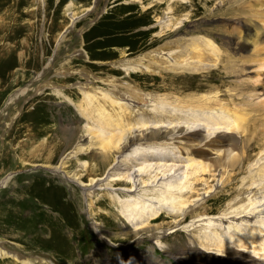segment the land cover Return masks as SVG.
Masks as SVG:
<instances>
[{"label":"rangeland","instance_id":"374dc122","mask_svg":"<svg viewBox=\"0 0 264 264\" xmlns=\"http://www.w3.org/2000/svg\"><path fill=\"white\" fill-rule=\"evenodd\" d=\"M136 1L0 0V246L18 254L14 258L0 253V264H42L40 260L44 264H92L91 254H96L101 264H114L115 260L126 264V255L142 257L149 264H177L153 238L129 241L130 236L124 235L129 233L128 225L107 191L94 193L95 206L88 210L82 189L48 168H40L55 166L64 157L62 167L67 175L88 183L104 173L95 154L98 146L91 150L83 139L89 132L100 135L99 140L103 141L102 132L110 127L102 128L101 115L113 118L112 125L118 121L128 126L145 125L153 119L144 111L130 115L124 108V117H120V110L97 90L86 100L76 85L80 82L89 88L94 80L87 76L90 73L95 76L96 88L116 96L119 92L132 96L138 105L145 95L194 97L202 92L197 90L199 84L203 90L216 87L225 94L234 90L250 105L256 104L254 111L245 112L244 134L254 128L253 142L264 141V115L258 113H264V30L249 50H238L244 43L243 23L263 25L264 5L254 0L243 4L232 0ZM89 7L91 11L85 13ZM167 8L172 11L168 13L172 28L166 29L157 21ZM71 17L78 19L72 23ZM182 20L186 21L175 31ZM181 35L211 39L219 56L201 55L205 51L201 47L189 56L215 67L197 73L164 75L162 79L145 71L125 74L124 66H154L150 60L139 62L137 58L155 51L160 45L157 38L162 37L164 42ZM67 61V68L81 71L82 75H56ZM113 81L125 82L129 87H115ZM162 82L172 86L167 89ZM50 83L51 87L44 86ZM160 119L169 122L172 117ZM79 145L82 151L78 150ZM256 153L249 149L247 158ZM244 164L225 178L236 185L244 175ZM204 178L203 182L191 184L184 197H197L213 186L195 213L217 214L227 207L232 183L229 180L221 188L215 186L213 177ZM114 187L128 188L129 184L121 181ZM110 199L112 203H108ZM181 210L177 208L172 216L161 214L150 224L164 231L161 241L175 250L188 249L195 234L177 230L167 235L177 229L178 220L187 224L196 215L187 214L182 221L183 215L178 218ZM97 224L111 241L99 236ZM25 258L29 262H23Z\"/></svg>","mask_w":264,"mask_h":264},{"label":"bare ground","instance_id":"6f19581e","mask_svg":"<svg viewBox=\"0 0 264 264\" xmlns=\"http://www.w3.org/2000/svg\"><path fill=\"white\" fill-rule=\"evenodd\" d=\"M245 1L232 0L236 4H243ZM255 1L259 2L260 6L264 5L260 0ZM91 9V7L87 8L85 13L90 12ZM166 12L157 23L163 24L166 29L170 26L172 28L168 17V13L172 11L167 8ZM76 19L78 17L70 18L72 23ZM185 21L178 23L174 30L177 31ZM262 24L243 23L244 43L238 50H249L255 38L262 35L264 22ZM184 35L164 42L162 37L157 38L156 42L160 44L158 48L137 58L139 62L150 60L154 66L152 68L144 65L124 66L125 74L134 70L145 71L161 78L164 75L197 73L215 67L208 61L205 63L203 60L199 61L189 56L201 47L205 50L201 55L217 57L219 49L215 43L204 37L185 38ZM67 63L68 61L56 75L59 74L61 77H68L69 74L75 76L77 73L82 75L81 71L67 68ZM92 75L91 73L87 75L94 79L89 88L82 87L80 82L76 85L86 100L90 98L93 90H97L102 98L120 110V117H124L125 110L130 115L144 111L145 114H152L153 119L145 125L139 123L128 126L120 121L112 125L113 118L109 120V115L105 113L101 115L102 128L110 127L102 132L103 141L99 140L100 135L92 136L89 132L84 138L82 137L87 140L91 150H96L95 146H98V153L96 151L95 154L99 157V166L104 169L100 177L92 178L88 183L67 175L62 167L64 157L55 166L39 164L40 168H48L82 189L83 197L88 199L86 203L88 210H92L95 206V198L92 200L94 193L99 190L107 191L115 199V204L120 208V215L128 225L129 233L124 235L130 236L129 241L153 238L163 252L176 259L177 264H264V141L260 139L256 143L253 142L254 128L248 131L250 133L245 134L242 130L245 112L254 111L253 105L256 104L250 105L249 100L234 90H230V94H225L216 87L203 90L204 86L199 84L197 90L202 92L195 94L194 97L183 98L169 94L155 97L145 95V98L139 100L141 104L138 105L136 103L138 100L132 96L120 92L119 96H116L115 93L96 88V79ZM162 83L167 89L172 86ZM112 84L115 87H129L127 83L120 81L119 83L113 81ZM44 86L51 87V83ZM56 86L53 88L56 89ZM123 108L125 110H122ZM260 112L259 115L263 116L264 113L260 114ZM164 117H172L173 120L163 122L160 118ZM254 121L258 123V120ZM144 129L149 132L144 133ZM251 142L254 145L250 146ZM249 149L256 150L257 153L247 158ZM78 150L82 151L83 147L79 145ZM112 155L113 161L110 162ZM243 162H245L242 171L244 175L235 185L225 176L230 177L233 171H238ZM209 176L213 177L216 187L219 185L222 188L226 183H232L229 184L230 199L227 207L217 214L207 212L196 214L195 211L203 204V199L210 195L213 186L194 198L190 195L188 196L190 198L186 195L184 197V193L189 192L191 184L203 182L204 177ZM121 181L128 183L129 187H114ZM108 203H112V200ZM177 208L182 209L181 214L178 215V218L183 215L182 221L187 214H196L187 224H182L178 220L175 223L177 229L167 234L177 230L195 233L192 241H189L191 245L187 244L189 247L184 250V247L176 250L170 248L167 243L161 241L160 235L164 231L159 227L150 226L151 222L158 219L161 214L172 216ZM99 226V224L95 225L99 236L111 241L105 230L101 232L98 229ZM196 242H200V246ZM0 253L3 256L18 257V254H12L2 246ZM95 255L89 256L90 262L101 264V259ZM112 259L114 260L113 257ZM23 260L25 263L29 262L26 258ZM123 260L126 264H149L139 256L126 255ZM40 262L44 264V260ZM114 264H119V261L115 260Z\"/></svg>","mask_w":264,"mask_h":264}]
</instances>
